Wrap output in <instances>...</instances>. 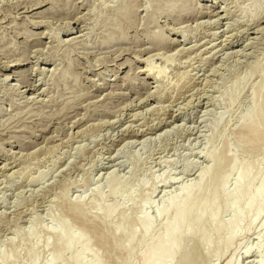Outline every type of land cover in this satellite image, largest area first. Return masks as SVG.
Wrapping results in <instances>:
<instances>
[{
    "label": "rangeland",
    "instance_id": "rangeland-1",
    "mask_svg": "<svg viewBox=\"0 0 264 264\" xmlns=\"http://www.w3.org/2000/svg\"><path fill=\"white\" fill-rule=\"evenodd\" d=\"M216 1L0 0V254L10 255L0 264H46L62 223L89 244L86 262L140 264L132 223L148 217L160 235L164 201L200 183L208 153L232 158L260 190L264 141L244 117L264 108V0ZM225 167L214 172L229 190L243 170ZM222 207L197 228L209 234L206 264H264V201L230 244L236 217ZM71 263L67 253L54 264Z\"/></svg>",
    "mask_w": 264,
    "mask_h": 264
},
{
    "label": "bare ground",
    "instance_id": "bare-ground-1",
    "mask_svg": "<svg viewBox=\"0 0 264 264\" xmlns=\"http://www.w3.org/2000/svg\"><path fill=\"white\" fill-rule=\"evenodd\" d=\"M213 3L217 4V1L215 0V2ZM36 9L37 8H35V10ZM219 14V12H217L215 15H212L211 13V16L209 18L219 16ZM263 24L264 18L258 21L257 28L261 27ZM78 30L79 28L76 29L77 33ZM72 31V27H69L66 30V32ZM257 31L259 30H256V32ZM182 42L177 40L171 41L173 46H180ZM230 45H233L232 42L229 43V46ZM151 61L152 60H149L147 64L149 72L153 70L149 63ZM21 65H23L21 62H17L14 66L11 67L19 69ZM8 67L10 66H5V68ZM9 79V76H6L3 82L10 84L12 81H10ZM12 80H15V77H13ZM11 87H14L15 91H17L19 94L21 93L20 85H11ZM26 88L30 93L31 91H33L32 89H34L31 86H28ZM262 91L256 93V97L260 98L262 95ZM244 120L246 122L244 124V127L254 131L252 132L255 139L262 138L264 141V108L262 104H259V106H257V108L253 112L245 116ZM174 122L175 121L160 124H163L162 127L165 128L170 126L171 124L173 125ZM162 127L155 128L149 131L150 133L147 132L148 130L141 134L133 133L134 135H129L127 139L133 140L147 138L148 135L153 134L155 131L160 130ZM204 157L212 161V158H214V167L225 165L228 173H232L236 170H243V168L236 165L234 160L230 157H224V159L215 158V155L212 153H208ZM188 166L190 167V164L187 165L186 168ZM213 166L208 167L200 174V183L194 185H181L177 182L181 186L180 188L178 187V193L175 196L166 198V200L164 201V208L159 211V213L165 216L167 219V222L163 227V232L160 235L156 237L154 236L156 230L155 225L148 217H141L139 220L132 223L131 235L127 241V245L131 247L130 249H134L133 247H136L140 243H143L145 249L141 252L140 264H172L176 260L177 264H206V252L204 246L209 243V234L207 231L200 229L202 231V236L200 237L199 230L197 228L201 225L206 215L211 214L212 216H216L220 212L222 207L221 200L224 202L222 208H225L226 211L233 212L236 217V219L231 224H229L230 238L228 244H230L236 238L239 231L238 223L240 222V220L247 218V216L251 213L254 215V218H258L261 216L262 204L264 201V172L261 173L260 177V190L252 193L251 190L253 187V178L250 171L243 170L240 178H238L236 183L234 184V187L228 190L224 187L228 175L225 174L217 177L214 172V170L216 169ZM2 169H4L5 171L8 168L4 167ZM111 175L108 179L109 185L112 194H116L119 192L120 183L122 182L116 178H113ZM173 182H175V180H167L163 184V187H166L168 183L170 184ZM220 187H222L223 190L220 191ZM99 194H101V191H99ZM145 207L146 204H141V209H144ZM77 210L79 211V214H82L79 207H77ZM107 214L111 216L112 214H114V210L108 209ZM62 225L65 229V232L61 230H55L52 233L55 240L54 244L51 246L53 248V258H51L46 264H54L55 262L63 261L67 253H70L71 255V264H99L94 258L89 262L85 261L84 256L89 253V244L82 237L70 232L67 229L65 223H62ZM80 228L83 231H95L94 228L88 226V223L85 219H82V221L80 222ZM120 233L121 232H119V234ZM34 235H36L35 230H33L31 235L29 236L31 237ZM118 239L121 240L122 237H118ZM186 241H189L190 245L186 246L184 244ZM47 246L50 247L49 244H47ZM9 256L10 255L0 254V259L7 262L10 260Z\"/></svg>",
    "mask_w": 264,
    "mask_h": 264
}]
</instances>
